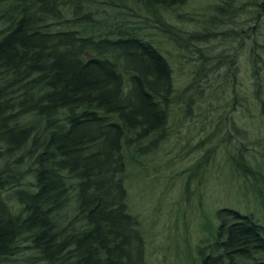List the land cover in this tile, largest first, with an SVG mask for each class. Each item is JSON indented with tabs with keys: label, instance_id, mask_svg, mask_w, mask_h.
I'll list each match as a JSON object with an SVG mask.
<instances>
[{
	"label": "trees",
	"instance_id": "16d2710c",
	"mask_svg": "<svg viewBox=\"0 0 264 264\" xmlns=\"http://www.w3.org/2000/svg\"><path fill=\"white\" fill-rule=\"evenodd\" d=\"M187 1L0 0V264H146L127 155L166 140L172 71L140 28L108 12L130 2L170 31L161 14ZM240 2L221 0L212 23L264 8ZM234 166L255 178L242 158ZM214 217L195 264H264V225L229 208Z\"/></svg>",
	"mask_w": 264,
	"mask_h": 264
},
{
	"label": "rangeland",
	"instance_id": "374dc122",
	"mask_svg": "<svg viewBox=\"0 0 264 264\" xmlns=\"http://www.w3.org/2000/svg\"><path fill=\"white\" fill-rule=\"evenodd\" d=\"M220 1L188 0L162 13L170 31L130 2L108 12L140 28L172 71L166 140L150 154L127 155L128 205L141 222L146 264H195V247L216 225L218 209L264 225V8H244L220 26L211 21ZM211 32L207 41L194 38ZM240 158L255 178L236 171Z\"/></svg>",
	"mask_w": 264,
	"mask_h": 264
}]
</instances>
